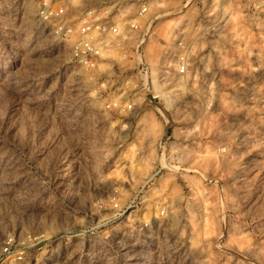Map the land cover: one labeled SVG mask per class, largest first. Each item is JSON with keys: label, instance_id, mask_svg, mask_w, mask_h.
I'll return each instance as SVG.
<instances>
[{"label": "rangeland", "instance_id": "1", "mask_svg": "<svg viewBox=\"0 0 264 264\" xmlns=\"http://www.w3.org/2000/svg\"><path fill=\"white\" fill-rule=\"evenodd\" d=\"M48 1L0 0V264H264V0Z\"/></svg>", "mask_w": 264, "mask_h": 264}, {"label": "built area", "instance_id": "2", "mask_svg": "<svg viewBox=\"0 0 264 264\" xmlns=\"http://www.w3.org/2000/svg\"><path fill=\"white\" fill-rule=\"evenodd\" d=\"M41 13L44 14V18H52L54 16H59L63 12V8L53 9L49 4L48 0H44L43 6L40 8ZM101 10L90 9L88 13L85 14V19L83 25L80 27L79 32L81 36L73 45L72 59L79 65H83L87 68H95L100 60L105 59L103 52L105 49H110L112 47L120 46L124 50H127L130 44L128 43V37H122V32L120 25L114 19H111L109 15H101ZM147 10V5L143 4L140 9L139 16L143 15ZM129 25V23H128ZM130 26L138 28L139 24L136 20L130 22ZM62 28V27H61ZM143 39L136 45V49L142 46ZM125 58L124 60L126 61ZM129 58L127 61L134 65V68L140 75L142 73L147 75L150 70L146 62L142 57V52L138 51L135 58ZM128 62V64H129ZM126 65V63H125ZM184 64L181 65L180 70L184 71ZM127 84H131V77L125 75Z\"/></svg>", "mask_w": 264, "mask_h": 264}]
</instances>
